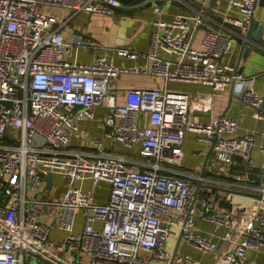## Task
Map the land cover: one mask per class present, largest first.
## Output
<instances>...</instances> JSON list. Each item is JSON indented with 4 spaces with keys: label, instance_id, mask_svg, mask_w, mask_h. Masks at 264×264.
I'll return each mask as SVG.
<instances>
[{
    "label": "built area",
    "instance_id": "2783aa9c",
    "mask_svg": "<svg viewBox=\"0 0 264 264\" xmlns=\"http://www.w3.org/2000/svg\"><path fill=\"white\" fill-rule=\"evenodd\" d=\"M149 1L156 0L141 3ZM229 2L241 10L230 23L246 32L257 0ZM122 5V0H0V264H170L168 241L178 231L212 254L215 264H264L247 255L264 246V161L259 184L247 186L262 197L241 215L211 210L210 199L199 196L202 187L194 200L197 181L207 178L178 168L188 131L213 147L219 163L229 165L236 154L251 161L254 131L238 134V119L213 113L211 96L193 99L169 85L198 82L216 92L235 80V95L264 119V96L252 79L221 61L235 37L206 28L195 45L192 33L204 21L203 8L164 19L155 4L147 52L114 48L124 58L145 55L146 65L117 64L105 54L79 60L80 49L97 44L82 32L67 34L68 22L79 12L113 14ZM160 48L177 59L162 57ZM122 72L164 81L120 92L113 80ZM97 107L105 110L97 122L103 135L81 134L73 145L80 122L95 117ZM196 109L211 111L201 121L191 117ZM105 139L137 148L140 157L108 150ZM258 148L264 155V143ZM49 172L65 177L60 195H47ZM103 183L108 198L99 201L95 185ZM196 216L241 238H229L221 250L196 226ZM173 263L203 264L178 253Z\"/></svg>",
    "mask_w": 264,
    "mask_h": 264
},
{
    "label": "crops",
    "instance_id": "0c3cea01",
    "mask_svg": "<svg viewBox=\"0 0 264 264\" xmlns=\"http://www.w3.org/2000/svg\"><path fill=\"white\" fill-rule=\"evenodd\" d=\"M229 1H216L214 5L215 12L210 15L205 14L203 23L192 33V41L195 45H198L203 30L206 28L220 29L224 33L233 35L235 39L232 41L229 50L222 56L221 61L229 62L235 66L241 54V46L244 40H246L249 52L240 59L241 72L252 79L253 88L264 96V27L261 32H258V29H256L258 24H264V0H257V4L253 10L255 35H250L248 39L245 38L246 32H240L238 27L230 23L229 19L231 17L241 16V10L233 6ZM208 2L209 0H163V3L160 4L162 9L160 15L164 19H171L176 14L194 13L201 8H203L205 13ZM122 3L123 5L117 7L113 14L79 12L68 22L65 27L67 34L71 33L72 30L79 31L91 36L97 44L95 47L80 49L76 54L79 60L86 62L97 55L105 54L112 56L113 61L117 64L127 66H144L147 64L145 55L139 56L136 59L124 58L118 56L114 48L126 46L136 49L140 53L147 52L152 31L156 28L153 21L156 17L154 7L157 3L150 1L136 5L125 1H122ZM61 14L63 15V12ZM232 29L237 30L239 34L232 32ZM256 35L259 36L258 39L255 37ZM158 53L164 58L177 59L176 54L166 52L162 48L158 50ZM163 81L162 78L150 73L122 72L113 80V85L122 92L125 88L131 86H160ZM169 85L172 88L188 92L193 99L200 96H211V110L213 113L238 119V134L255 132L256 143L251 152V161L249 162L241 155L236 154L233 162L225 165L215 160L214 152L211 150L209 143L198 139L194 132L188 131L182 143V163L178 166L183 171L201 174L206 155L209 153L204 176L210 180L204 179V186L200 190L199 196L210 199L211 210L232 209L235 214L241 215L246 208L256 203L258 199L243 193L227 192L224 189L231 188L251 191L247 186L253 187L259 184L264 155L260 152L258 146L264 143V119L254 117L253 107L239 99L235 95V91L234 95L230 96L231 84L224 91L216 92L213 91L210 85L198 82L173 80L169 81ZM211 110H193L191 117L205 121ZM104 112V108L97 107L95 117L80 122L81 133L79 132L71 137L73 145H79L81 134L90 137H101L103 135V129L98 126L97 122ZM7 140L9 141V138ZM105 145L108 146V150L110 151L140 157L137 148L128 149L117 141L111 143L109 139H105ZM118 147L124 148L125 152L118 150ZM209 184L216 185V187H210ZM64 185L65 177L60 174H54L53 182L49 189L54 194L60 195ZM96 197L99 201L107 200L108 189L105 194L97 193ZM195 224L202 233L211 234L218 242L221 250L227 247L229 238H233V240L241 238L240 234L230 232L224 227H216L212 222L206 221L199 216L195 217ZM54 233L56 236H60L61 234L58 229H55ZM179 233L178 231L168 241V248L172 252ZM193 247L188 241L181 238L178 254L191 255L196 261H200L203 264L216 263V259L212 254L200 252ZM247 255L264 262V246L261 250L249 249ZM62 256L68 257L65 252H62ZM68 263H70V260Z\"/></svg>",
    "mask_w": 264,
    "mask_h": 264
},
{
    "label": "water",
    "instance_id": "95a60500",
    "mask_svg": "<svg viewBox=\"0 0 264 264\" xmlns=\"http://www.w3.org/2000/svg\"><path fill=\"white\" fill-rule=\"evenodd\" d=\"M122 1H125V2H132V3H141V2H144L145 0H122ZM217 0H209L208 4H207V7L205 9V14L206 15H210L211 13L215 12L214 10V5L216 3ZM155 3L157 4H162L163 3V0H156ZM261 3V2H260ZM264 27V24L263 23H260L258 24L257 28L258 29V32H261L262 29ZM254 28V13L252 12L251 14V18H250V24H249V27L245 33V38L248 39V37L251 35V36H254L255 35V30ZM257 39L259 38L258 35L255 36ZM249 52V47L246 46V40H244L242 46H241V54L239 56V60L236 62L235 64V69L236 71H241L242 70V66L239 65L240 63V59L242 56H246L247 53ZM235 83L236 81L233 80L232 83H231V93H230V96L232 97L234 95V86H235ZM262 109H264V102L262 104ZM211 150H213V147L211 146ZM209 156V153L206 155V159L204 161V164H203V167L201 169V176H204V171H205V166H206V162H207V158ZM45 180H46V187L49 189L52 185V182H53V173L52 172H49L45 175ZM204 186V183L199 179L197 181V187H196V190H195V197H194V200L196 199L197 195H198V192H199V188L200 187H203ZM210 187H213L215 188L216 185H212V184H209ZM225 191L227 192H231V193H243L245 195H249V196H252V197H255L257 199H260L262 197V195L258 192H253V191H244V190H235V189H231V188H225L224 189ZM181 238H182V233L180 232L179 235H178V238H177V241H176V244H175V247H174V250L172 252V258H171V262L170 264L173 263V259L175 257V255L178 253V247H179V244H180V241H181ZM44 260V259H43Z\"/></svg>",
    "mask_w": 264,
    "mask_h": 264
},
{
    "label": "rangeland",
    "instance_id": "374dc122",
    "mask_svg": "<svg viewBox=\"0 0 264 264\" xmlns=\"http://www.w3.org/2000/svg\"><path fill=\"white\" fill-rule=\"evenodd\" d=\"M123 146V145H122ZM124 147V146H123ZM119 149L118 150H122L123 152H125V149L124 148H121V147H118ZM125 154V153H124ZM95 188H97L96 189V194L97 193H102V194H105L106 193V188H107V185L106 184H100L98 187H97V185H95ZM52 194V191H51V189H48L47 190V195H51ZM77 225H78V223H77ZM76 228H77V226H76ZM194 249H196V250H198V251H200V252H202L200 249H198V248H196L195 246L193 247ZM41 264H47L46 262H44V261H39ZM75 264V263H74Z\"/></svg>",
    "mask_w": 264,
    "mask_h": 264
}]
</instances>
